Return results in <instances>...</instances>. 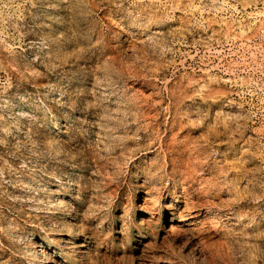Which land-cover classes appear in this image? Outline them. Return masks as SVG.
<instances>
[{"label":"clouds","instance_id":"1","mask_svg":"<svg viewBox=\"0 0 264 264\" xmlns=\"http://www.w3.org/2000/svg\"><path fill=\"white\" fill-rule=\"evenodd\" d=\"M0 264H264V0H0Z\"/></svg>","mask_w":264,"mask_h":264}]
</instances>
